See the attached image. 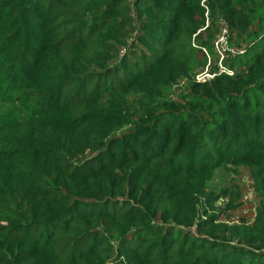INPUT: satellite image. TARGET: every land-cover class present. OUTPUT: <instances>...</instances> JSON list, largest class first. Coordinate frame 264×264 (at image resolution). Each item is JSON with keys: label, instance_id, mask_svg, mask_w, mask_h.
<instances>
[{"label": "trees", "instance_id": "obj_1", "mask_svg": "<svg viewBox=\"0 0 264 264\" xmlns=\"http://www.w3.org/2000/svg\"><path fill=\"white\" fill-rule=\"evenodd\" d=\"M0 264H264V0H0Z\"/></svg>", "mask_w": 264, "mask_h": 264}, {"label": "rangeland", "instance_id": "obj_2", "mask_svg": "<svg viewBox=\"0 0 264 264\" xmlns=\"http://www.w3.org/2000/svg\"><path fill=\"white\" fill-rule=\"evenodd\" d=\"M217 64H219V61H217ZM231 179H232V176L229 173L225 172L222 168H219L214 172V174H213V176H212V178L208 184L214 192H218L220 190L226 189L229 186ZM239 182H240L239 183L240 186L243 187V196L245 197V199L250 200L251 198H253L254 195L251 191L250 185H249L246 177L241 176ZM224 204H225L224 200H218L215 203V206L217 207V209L223 210ZM248 209H251V206H248L247 208L245 207L243 209V211L245 212ZM241 213L242 212H239L238 214H241ZM221 220H223V219L221 218Z\"/></svg>", "mask_w": 264, "mask_h": 264}, {"label": "built area", "instance_id": "obj_3", "mask_svg": "<svg viewBox=\"0 0 264 264\" xmlns=\"http://www.w3.org/2000/svg\"><path fill=\"white\" fill-rule=\"evenodd\" d=\"M212 45H213L214 51L216 52V54L218 56V61L219 62L227 54L236 55L239 52V50L237 48H230L227 45L225 28H222L221 29L219 35L213 40ZM226 73L228 75H231V72H229V71H226ZM210 78H211V76H209L208 74H206L205 72H203L201 75H198L196 77V80L197 81H200V80H203V79H210Z\"/></svg>", "mask_w": 264, "mask_h": 264}]
</instances>
